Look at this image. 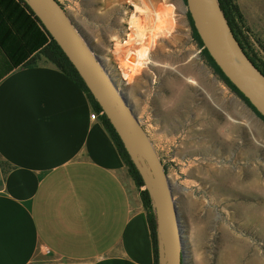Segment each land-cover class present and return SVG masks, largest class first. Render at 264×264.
<instances>
[{
	"label": "crops",
	"instance_id": "1",
	"mask_svg": "<svg viewBox=\"0 0 264 264\" xmlns=\"http://www.w3.org/2000/svg\"><path fill=\"white\" fill-rule=\"evenodd\" d=\"M234 2L264 67V0ZM132 23L129 77L149 48ZM46 39L18 0H0V264H154L139 189L87 94L43 57L26 65Z\"/></svg>",
	"mask_w": 264,
	"mask_h": 264
},
{
	"label": "rangeland",
	"instance_id": "2",
	"mask_svg": "<svg viewBox=\"0 0 264 264\" xmlns=\"http://www.w3.org/2000/svg\"><path fill=\"white\" fill-rule=\"evenodd\" d=\"M57 1L116 76L164 164L179 211L183 264H264V120L207 62L186 1ZM204 4L224 39L217 9ZM133 16L146 28L149 48L129 77L119 64L128 50L141 48L132 45Z\"/></svg>",
	"mask_w": 264,
	"mask_h": 264
},
{
	"label": "water",
	"instance_id": "3",
	"mask_svg": "<svg viewBox=\"0 0 264 264\" xmlns=\"http://www.w3.org/2000/svg\"><path fill=\"white\" fill-rule=\"evenodd\" d=\"M185 1L203 47L225 77L264 118V90L248 76L236 57L247 62L263 81L264 75L246 56L234 37L218 0L214 1L224 39L215 33L204 0ZM24 2L75 68L139 174L142 189L149 196L153 212L157 263L183 264L182 228L170 180L149 135L126 96L57 0H24Z\"/></svg>",
	"mask_w": 264,
	"mask_h": 264
},
{
	"label": "trees",
	"instance_id": "4",
	"mask_svg": "<svg viewBox=\"0 0 264 264\" xmlns=\"http://www.w3.org/2000/svg\"><path fill=\"white\" fill-rule=\"evenodd\" d=\"M20 4H22L27 11L35 18V20L38 22L37 18L34 16V14L31 12L27 4L24 2V0H18ZM185 2V0H184ZM220 8L227 20V23L242 47L244 53L246 56L251 60V62L254 64V66L264 75V67L262 66L257 59L254 58V56L250 55L249 52L245 49V46L242 42V37H241V31L239 30V24L242 23V16L238 10L237 5L235 4L234 0H218ZM188 20L190 22L191 28H192V35L198 46L201 48L202 54L205 56L207 62L212 66L214 71L220 76V78L234 91L240 98H242L249 107H251L258 116H260L263 120L264 118L254 109V107L249 103V101L242 95L240 91L225 77V75L221 72L219 67L215 64L213 59L210 57L209 53L207 50L203 47V44L193 26L192 20L190 18L189 13L187 12ZM44 30V29H43ZM44 32L47 35V39L44 41L42 47L39 49L37 53L30 59L26 61V65H32L35 63V60L38 59V57H43L47 61L51 62L56 68L67 74L70 78H72L76 84L82 88V90L87 94L92 108L98 112H100V108L96 101L93 99L92 95L90 94L89 90L87 89L86 85L84 84L83 80L75 70V68L72 66L70 61L67 59L61 48L57 45V43L49 36V34L44 30ZM102 123L104 126L107 128L109 134L111 135L112 139L114 140L117 149L120 152L121 157L124 160V163L127 166L128 173L130 177L133 179L135 182L136 186L139 189V196L142 202V205L146 211L147 214V219H148V224L150 228V233H151V239H152V244H153V252H154V264L157 263V245H156V234H155V222H154V217H153V212L151 208V203L149 196L147 192L144 189H141L142 187V182L139 177V174L137 173L136 169L134 168L133 164L131 163L125 149L123 148V145L121 141L119 140L117 134L113 130L112 126L106 119V117L102 114L100 117ZM166 170V169H165Z\"/></svg>",
	"mask_w": 264,
	"mask_h": 264
},
{
	"label": "built area",
	"instance_id": "5",
	"mask_svg": "<svg viewBox=\"0 0 264 264\" xmlns=\"http://www.w3.org/2000/svg\"><path fill=\"white\" fill-rule=\"evenodd\" d=\"M107 69V68H106ZM107 71H108V73L110 74V76L113 78V80L116 82V84H117V79H116V76L115 75H113L111 72H110V70H108L107 69ZM118 86V85H117ZM103 113L100 111V112H98V111H96V110H94V109H92V111H91V113H90V118L91 119H94V120H96V119H99L100 117H101V115H102ZM140 121V120H139Z\"/></svg>",
	"mask_w": 264,
	"mask_h": 264
},
{
	"label": "bare ground",
	"instance_id": "6",
	"mask_svg": "<svg viewBox=\"0 0 264 264\" xmlns=\"http://www.w3.org/2000/svg\"><path fill=\"white\" fill-rule=\"evenodd\" d=\"M214 3H215V2H214ZM212 25H213V24H212ZM213 28H214V26H213ZM214 31H215V33L218 35V32H216L215 28H214ZM218 37H219V35H218ZM146 53H147V50L144 51L143 55L145 56ZM188 80L191 81V82H193V83H195V81L192 80V79H190L189 77H188ZM255 182H256V181H255ZM255 182H254V183H255Z\"/></svg>",
	"mask_w": 264,
	"mask_h": 264
}]
</instances>
